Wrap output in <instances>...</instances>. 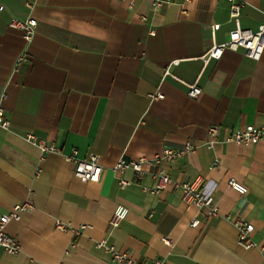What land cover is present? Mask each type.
<instances>
[{"label":"crops","instance_id":"crops-1","mask_svg":"<svg viewBox=\"0 0 264 264\" xmlns=\"http://www.w3.org/2000/svg\"><path fill=\"white\" fill-rule=\"evenodd\" d=\"M228 8L227 0H0V107L9 123L0 127V213L32 207L6 226L19 253L0 252V264H116L102 242L135 264H264V138L253 146L205 144L211 126L264 127V53L257 62L242 49L203 59L235 28ZM27 18L37 23L29 44L9 27ZM239 25H264V0H245ZM192 84L201 90L194 99ZM157 91L162 99L151 102L147 95ZM28 134L60 154L40 160ZM189 141L194 152L143 167L140 178L113 170L120 158L181 150ZM72 150L98 156V182L73 175L63 160ZM159 171L179 184L201 177L197 189L213 197L217 217H204L171 188L145 191ZM120 178L128 182L122 188ZM230 179L247 192L232 190ZM117 206L128 212L110 228ZM194 218L199 225L191 228ZM237 219L253 226L254 248L239 245ZM55 220L69 231H58Z\"/></svg>","mask_w":264,"mask_h":264},{"label":"built area","instance_id":"built-area-1","mask_svg":"<svg viewBox=\"0 0 264 264\" xmlns=\"http://www.w3.org/2000/svg\"><path fill=\"white\" fill-rule=\"evenodd\" d=\"M229 4V18L234 22L235 28L229 32L228 39L222 44L213 43L211 47L205 52L203 59L205 62L210 60L218 61L224 50H237L242 49L244 55L257 62L260 60L262 53H264V25L259 26L255 31L243 30L239 25V16L241 9L245 4V0H227ZM159 2V0H156ZM131 4V3H130ZM36 20L33 18H27L25 20L11 19L9 21V27L18 29L22 32L23 40L26 44H29L34 36L36 28ZM217 26L213 27L216 30ZM153 35V32H149ZM25 53L19 55L17 58V65L25 62ZM201 93L200 88L196 84L188 86L187 97L197 98ZM148 99L152 102L154 100L162 99V95L157 91L147 95ZM4 98V95L0 96V101ZM4 112L0 107V127L7 129L9 123L3 118ZM222 131L224 134H222ZM264 138V127H256L252 125L241 126L236 129L223 130L220 126H211L207 129L206 142L208 147H213L220 142H231L235 145L253 146ZM25 139L35 145L40 152V160H43L45 154H60L59 148L54 144L46 143L44 141H37L33 135L28 134ZM197 146L193 142H186L185 146L181 150H163L161 154L150 157H143L133 161H126L120 158L113 167L115 172L122 173L126 170L132 171L135 176L140 178L143 174V167H151L154 164L161 162H172L175 159L182 157L185 154L192 153L196 150ZM63 160L73 165L72 173L81 182H98L103 168L98 163V156L96 154H89L87 158L81 159L78 156L76 150H72L69 155L63 156ZM216 163H213L215 166ZM151 178L155 181L153 188H143L145 191L152 195H158L160 192L167 188H171L174 191L179 192L181 201L188 206H194L199 210L204 211V217H217L218 209L213 201L211 195L204 194L197 189V186L201 182V177H197L192 183L179 184L173 181L165 172L159 171L152 174ZM128 182L124 179H118V185L122 188L126 186ZM228 186L237 192L244 195L247 192V188L234 181L228 180ZM31 205L28 202H22L15 204L12 209L6 213H0V252L8 255H17L19 253V245L17 241L10 237L6 232V226L9 222L18 220L20 214L26 210L31 209ZM127 208L123 206H117L110 220V228H116L119 223L125 219L127 215ZM234 226L238 230V243L244 249L254 248L256 245L249 239L250 234L253 231V226L244 220L237 219ZM199 225V220L194 218L190 221L189 226L195 228ZM55 228L60 232H68L69 226L55 220ZM84 226H80L83 229ZM75 235L79 234V230H72ZM163 243L170 245V241L166 238L163 239ZM99 247L103 246L109 252L112 262L116 264H135L125 253L118 252L113 247H106L105 243H99ZM159 263V262H157Z\"/></svg>","mask_w":264,"mask_h":264}]
</instances>
